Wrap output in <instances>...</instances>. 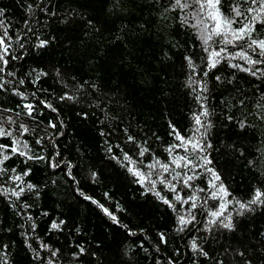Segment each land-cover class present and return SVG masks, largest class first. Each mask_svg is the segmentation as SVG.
Here are the masks:
<instances>
[{"label": "snow or ice", "instance_id": "snow-or-ice-1", "mask_svg": "<svg viewBox=\"0 0 264 264\" xmlns=\"http://www.w3.org/2000/svg\"><path fill=\"white\" fill-rule=\"evenodd\" d=\"M15 3L25 17L23 27L15 30L8 18L9 9L0 6V92L9 94L8 101L13 102L6 106L7 101H0V198L16 217L24 219L17 227L31 264H85V256L90 258L87 264L93 260L104 264L101 254L83 244H76L75 250L62 259L61 249L37 234L36 220L27 210L35 206V201L28 202L29 197L39 198L40 189L46 187L31 179L29 162H46L52 169L63 165L79 194L108 220L120 223L116 211L79 187L83 179L99 181L98 171L82 149L77 148L80 164L60 159L57 150L58 138L65 135L57 129L66 130L67 126L61 118V105L68 107L69 102L80 104L83 100L108 117L104 103L108 94L95 81L81 82L75 76L69 80L55 64L29 66L23 71L22 63L29 56L42 60L61 43L51 31L41 30V18L44 26L50 21L67 28L83 24L85 36L89 30L99 32V22L76 9L63 14L54 11L51 0ZM146 7L152 9V19L138 27L141 31L155 29L167 49L163 57L172 60L174 55H181L185 69L181 87L195 107L189 111V123L183 130L168 120L170 139L161 145L163 155L157 154L147 137L138 139L129 127L122 129L127 150L121 143L105 139L108 133L100 128L105 158L128 174L129 183L136 186L134 198H151L171 214L170 231L178 234L188 254L177 245L166 264H177L178 260L183 264H264V225L255 224L257 215L264 216V0H146ZM116 8L114 3L111 10ZM181 33L187 39L181 40ZM50 74L61 85L59 90L42 87L43 78ZM249 76L256 81L255 88L246 89L241 83H251ZM26 86L36 90L29 92ZM160 96L166 101L168 93L160 89ZM45 111L53 114L52 118L45 119ZM79 115L86 117L88 113L81 111ZM217 130L224 133L219 146L215 143ZM152 136L161 141L156 133ZM46 145L52 159L45 154ZM221 150L243 161L245 169L252 172L246 195L234 194L217 168L214 153ZM81 165H86V173L78 180L73 173ZM104 197L113 202L109 192ZM114 203L118 211H128L119 201ZM64 224V220H53L49 229L59 230ZM124 228L128 236L139 239L136 231L126 225ZM0 230L12 231L2 225ZM75 231H81L79 225ZM156 236L159 253L161 246L168 244V233L161 228ZM9 249L8 243H0V264H13ZM141 251L148 252L143 241L139 246L135 242L123 246L119 264H135L133 254ZM156 264H160L159 259Z\"/></svg>", "mask_w": 264, "mask_h": 264}, {"label": "trees", "instance_id": "trees-1", "mask_svg": "<svg viewBox=\"0 0 264 264\" xmlns=\"http://www.w3.org/2000/svg\"><path fill=\"white\" fill-rule=\"evenodd\" d=\"M114 3H117L115 12L111 10ZM0 6L9 9L8 18L13 24V30L23 27L22 19L25 17L15 0H0ZM50 6L61 14L72 9L86 13L87 18L99 22L100 31L89 30V35L85 36L83 24L77 23L67 28L50 21L44 26L41 18V30L51 31L61 43L46 53L42 60H34L29 56L22 61L23 71H27L29 66L47 67L55 64L62 68L69 80L75 76L81 82L95 81L108 94L104 97L108 117H105L104 111L90 108L83 100L80 104L69 102L68 107L61 105V118L67 122V126L66 130L57 129L65 131V135L58 138L57 150L61 152L60 159L80 164V152L77 148L82 149L98 171L99 181L93 183L83 179L79 187L85 194L116 211L120 223L114 224L108 220L91 201L79 194L77 186L65 175L63 165L52 169L46 162H29V166L33 168L31 179L46 185L40 189L39 198L33 196L28 199L29 203L35 201V206L27 211L36 220L37 234L45 242L61 249L62 259L75 250L76 244H83L91 251L101 254L104 264H119L122 258L120 249L133 242L139 246L141 241L148 252L134 253L135 264H156L157 259L160 264H166V259L173 255L177 245L188 254L178 234L170 231L171 214L166 213L151 198H134L136 186L129 183L126 172L105 158L104 141L98 134L99 129L104 128L108 133L105 139L112 143L119 142L127 150L129 146L124 145L122 129L129 127L130 132L138 139L147 137L157 154L163 155L161 145L168 143L170 139L167 135L168 120L183 130L189 123V111L195 107L181 87L185 79L181 55H174L172 60L163 57L162 52L167 49L155 34V29H139L140 23L152 19V9L146 7V0H51ZM121 25L124 27L121 28ZM146 27L149 25L146 24ZM117 36L120 37L119 40L115 39ZM180 38L187 39L183 33ZM223 74L228 73L224 71ZM247 79L251 83L241 81L246 89L257 86L254 78L249 76ZM39 86L41 85L37 87ZM42 87L59 90L61 85L55 83L50 74L43 78ZM160 89L168 93L166 101L161 98ZM35 90L34 87H27L29 92ZM8 95L0 92V101H7L6 106H12L13 102L8 101ZM37 96L40 98L41 94L37 92ZM81 111H87L88 115H79ZM52 116L48 111L43 113L45 119ZM113 117L116 119H111ZM152 133L159 135L161 141H156ZM223 135V130H217V146ZM32 143L35 148L34 141ZM45 149V154L52 159L47 145ZM214 155L217 168L223 172L225 182L230 185L234 194L246 195L253 181L252 172L245 169L243 161L225 155L223 150ZM16 166L23 167L22 164ZM85 173L86 165H81L73 174L80 180ZM106 191L113 197V202L105 199ZM114 201H119L128 211H118ZM53 220H64L65 224L59 230H50L49 225ZM21 223H24V219L16 217L0 198V225L12 229L10 232L0 230V243L10 245L13 264H31L30 254L20 235L21 229L17 227ZM255 224L257 227L264 225V216L257 215ZM76 225L81 228L79 233L75 231ZM125 225L136 231L139 239L128 236ZM161 228L168 233V244L162 245L157 253L156 232ZM140 229L144 231L140 232ZM43 254L47 255L46 252ZM84 259L85 264L90 260L87 256ZM92 264L96 262L93 260ZM177 264H183V260H178Z\"/></svg>", "mask_w": 264, "mask_h": 264}]
</instances>
